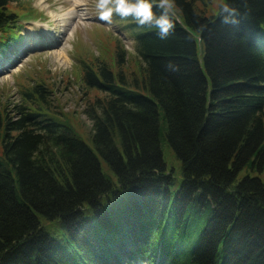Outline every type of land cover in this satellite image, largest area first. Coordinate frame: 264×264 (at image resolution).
I'll return each mask as SVG.
<instances>
[{
	"label": "trees",
	"instance_id": "16d2710c",
	"mask_svg": "<svg viewBox=\"0 0 264 264\" xmlns=\"http://www.w3.org/2000/svg\"><path fill=\"white\" fill-rule=\"evenodd\" d=\"M209 1L112 0L141 63H83L92 146L46 86L0 110V264H264V0Z\"/></svg>",
	"mask_w": 264,
	"mask_h": 264
},
{
	"label": "rangeland",
	"instance_id": "374dc122",
	"mask_svg": "<svg viewBox=\"0 0 264 264\" xmlns=\"http://www.w3.org/2000/svg\"><path fill=\"white\" fill-rule=\"evenodd\" d=\"M39 1L11 0L8 5V12L14 13L19 22L15 28L22 27L19 40L0 55V110H12L13 106L23 104L22 92L26 88L46 86L55 109L72 124L79 137L92 146V123L84 110L103 94L90 90L82 82V65L94 67L102 60L115 70V53L122 48L126 52L123 71L126 75H136L141 62L131 33L121 28L122 23L112 20V0H81L74 19L68 22L54 20L53 16H64L72 6L70 2L41 0L46 7L42 8ZM224 1L210 0L204 7L197 5L211 16L218 13ZM162 154L167 169L179 177V161L166 143L162 144ZM102 166L104 172L113 176L105 163ZM243 174L245 172L240 176ZM261 179L264 181V175ZM39 219L54 238H64V231L57 223L42 216Z\"/></svg>",
	"mask_w": 264,
	"mask_h": 264
},
{
	"label": "bare ground",
	"instance_id": "6f19581e",
	"mask_svg": "<svg viewBox=\"0 0 264 264\" xmlns=\"http://www.w3.org/2000/svg\"><path fill=\"white\" fill-rule=\"evenodd\" d=\"M66 2H68V3L70 2L72 4L69 11L66 14H64V16L54 15L53 16L54 20H57V21L64 20V21L68 22L69 20L74 19L76 9L82 5L81 0H66ZM38 5H40V7H42V8H46L44 6V1L40 0L38 2ZM62 56L65 59V57H64L65 54H63Z\"/></svg>",
	"mask_w": 264,
	"mask_h": 264
}]
</instances>
